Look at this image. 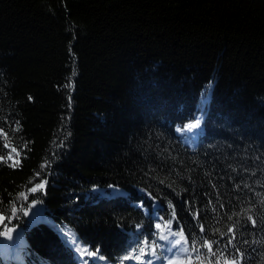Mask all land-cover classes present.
<instances>
[{
    "label": "trees",
    "instance_id": "trees-1",
    "mask_svg": "<svg viewBox=\"0 0 264 264\" xmlns=\"http://www.w3.org/2000/svg\"><path fill=\"white\" fill-rule=\"evenodd\" d=\"M0 217V264H128L155 220L264 264V0H0Z\"/></svg>",
    "mask_w": 264,
    "mask_h": 264
},
{
    "label": "rangeland",
    "instance_id": "rangeland-1",
    "mask_svg": "<svg viewBox=\"0 0 264 264\" xmlns=\"http://www.w3.org/2000/svg\"><path fill=\"white\" fill-rule=\"evenodd\" d=\"M195 122L196 120H188L183 125L178 127L180 131H178V129L177 131L179 132L180 137L182 139L186 138L187 140L191 141L193 136H196L198 134V132L201 130V125H199L198 128L192 129L191 131L185 130L186 125ZM95 190L100 193L104 191L101 187L95 188ZM142 208H144V211H148V209L145 208L143 205ZM153 213L155 214L156 212ZM158 224L160 225L159 228L156 227V225ZM154 228L157 229L159 241L155 245H153V243L151 244L145 239H143L141 243V248L143 249V252H140V254L136 258L130 259L127 262L129 264H147V262H150L148 264H189L190 260L186 257V253L179 250L181 247H186L187 245L184 244L183 241H181V245L173 246L174 240L179 237H174L172 233L179 232L171 229L169 225L162 220H155ZM161 236H167L168 239H161ZM145 241L147 243H145ZM170 248L171 250H169Z\"/></svg>",
    "mask_w": 264,
    "mask_h": 264
},
{
    "label": "snow or ice",
    "instance_id": "snow-or-ice-1",
    "mask_svg": "<svg viewBox=\"0 0 264 264\" xmlns=\"http://www.w3.org/2000/svg\"><path fill=\"white\" fill-rule=\"evenodd\" d=\"M199 125H200V120L197 119V121L195 123H190V124L186 125V129L185 130L191 131L192 129L198 128ZM178 131H180V129H178ZM13 151H15V149H13ZM8 158L10 159L11 157L9 156ZM13 166H15V165H13ZM38 187L42 188L43 185L42 184L41 185H38ZM33 191H35V189H33ZM249 219L251 220V217H249ZM0 220H3V217H0ZM252 223L255 224V221L253 220ZM156 227L159 228L160 225L158 224V225H156ZM201 231H203V227L202 226H201ZM229 231L231 232V231H233V229H229ZM172 235L174 237H179V238H177V239L174 240V245L173 246L181 245V241H183L184 244L187 243V239L183 236V233L182 232H180V233H172ZM221 235H226V233H222ZM160 238L161 239H164V240H167L168 239L167 236H161ZM234 239H235V236H233L232 239H230L226 243L225 246L227 247L228 245H231L232 240H234ZM145 243H147V242L145 241ZM153 243H155V242H153ZM195 243L196 242L194 241L193 242V247L195 246ZM204 243H205V246H207L209 249H211V244L207 243L206 241ZM217 243H219V242H217ZM169 250H171V248ZM179 250L182 251V252H185V253H187L189 251V249L187 247H181ZM140 251L142 253L143 252V249L141 248ZM236 251H237V253H239V249L238 248L236 249ZM89 255H95V253H89Z\"/></svg>",
    "mask_w": 264,
    "mask_h": 264
},
{
    "label": "bare ground",
    "instance_id": "bare-ground-1",
    "mask_svg": "<svg viewBox=\"0 0 264 264\" xmlns=\"http://www.w3.org/2000/svg\"><path fill=\"white\" fill-rule=\"evenodd\" d=\"M165 255H166V254H165ZM160 257H161V256H160ZM160 257H159V258H160ZM148 263H150V262H147V264H148Z\"/></svg>",
    "mask_w": 264,
    "mask_h": 264
},
{
    "label": "water",
    "instance_id": "water-1",
    "mask_svg": "<svg viewBox=\"0 0 264 264\" xmlns=\"http://www.w3.org/2000/svg\"><path fill=\"white\" fill-rule=\"evenodd\" d=\"M102 193V192H101Z\"/></svg>",
    "mask_w": 264,
    "mask_h": 264
}]
</instances>
